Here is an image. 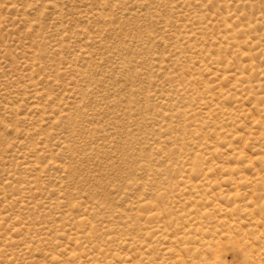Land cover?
<instances>
[{
    "label": "rangeland",
    "instance_id": "374dc122",
    "mask_svg": "<svg viewBox=\"0 0 264 264\" xmlns=\"http://www.w3.org/2000/svg\"><path fill=\"white\" fill-rule=\"evenodd\" d=\"M226 24L236 32L219 45ZM191 28L199 33L187 39ZM218 62L225 72L213 73ZM246 66L252 85L240 86ZM219 104L237 111L227 127L240 138L217 155ZM251 114L264 116V0H0V264H174L175 249L153 231L155 207L137 215L134 203L159 192V220L182 231L199 198L183 178L193 163L196 182L212 187L198 207L209 206L213 218L222 216L216 202H248L250 190L235 197L229 184L239 171L252 181L264 171L260 161L251 169L233 155L244 148L260 157L264 136ZM222 163L240 168L228 174ZM135 228L150 234L140 238ZM139 238L144 251L123 244ZM227 258L241 264L238 255Z\"/></svg>",
    "mask_w": 264,
    "mask_h": 264
},
{
    "label": "bare ground",
    "instance_id": "6f19581e",
    "mask_svg": "<svg viewBox=\"0 0 264 264\" xmlns=\"http://www.w3.org/2000/svg\"><path fill=\"white\" fill-rule=\"evenodd\" d=\"M194 1V0H193ZM196 1V5H197V0ZM200 3H198L199 5ZM203 6V5H202ZM205 6V5H204ZM57 7V6H56ZM210 9V8H209ZM211 10V9H210ZM200 15V14H198ZM206 15V13H205ZM228 16V15H227ZM226 16V17H227ZM197 17V16H196ZM208 18V17H207ZM231 18V17H230ZM229 18V19H230ZM254 19V18H253ZM206 20V18H205ZM227 19L224 18V21H226ZM197 21V19H196ZM232 21V20H231ZM239 21V20H238ZM199 22V21H198ZM198 24V23H197ZM196 24V25H197ZM200 24V23H199ZM232 24V23H231ZM246 26L248 27L247 23H245ZM190 25V24H189ZM191 25H194L193 23ZM190 25V26H191ZM227 26V30L230 31H226L225 34H222L221 36H219L218 40V44H230V39L228 34L229 33H235L236 31L233 29H231L230 24H226ZM180 26V25H179ZM232 26V25H231ZM234 26V25H233ZM240 26V25H239ZM242 26V25H241ZM185 28L187 26H184ZM194 27V26H193ZM255 27V26H254ZM179 28V27H178ZM196 28V27H194ZM207 28V27H205ZM187 29V28H186ZM190 29V28H189ZM192 30V28H191ZM205 30V29H204ZM249 30V29H248ZM190 31V30H188ZM197 29L192 30L188 33H186V38H192L193 35L197 34ZM209 31V30H208ZM252 31V30H251ZM240 32V31H239ZM174 33V32H173ZM199 33V31H198ZM205 33V32H204ZM219 34V33H218ZM241 34V33H240ZM183 35V34H182ZM181 35V36H182ZM198 35V34H197ZM209 35V34H208ZM212 35V34H211ZM242 37H243V33H242ZM212 38V37H211ZM216 38V37H215ZM214 38V39H215ZM178 39V38H177ZM213 39V38H212ZM248 39V38H247ZM205 40V38H204ZM211 40V39H210ZM188 41V40H187ZM186 41V43H187ZM191 39H190V46H191ZM198 41V40H196ZM239 41V40H238ZM237 41V43H238ZM195 42V41H194ZM214 42V41H213ZM212 42V43H213ZM216 42V41H215ZM232 42V41H231ZM201 43V42H200ZM240 43V42H239ZM208 44V43H207ZM215 44V43H214ZM213 44V46H214ZM236 45V44H235ZM239 45V44H238ZM197 47V46H195ZM208 47V46H207ZM240 47V46H238ZM194 48V47H193ZM220 48V47H219ZM218 48V49H219ZM231 48V47H228ZM200 49V48H199ZM202 49V47H201ZM209 49V48H208ZM221 49V48H220ZM236 49V48H235ZM206 50V49H205ZM203 50V51H205ZM210 50V49H209ZM208 50V51H209ZM225 51V50H224ZM221 50V52H224ZM216 52V51H215ZM219 52V50H218ZM242 52H244V50H242ZM211 53V52H210ZM248 53V52H246ZM201 54V53H200ZM203 54V53H202ZM249 54V53H248ZM181 55V54H180ZM205 54H203L204 56ZM251 55V54H250ZM185 56V55H184ZM207 56V54H206ZM213 56V55H211ZM236 56V55H235ZM205 57V56H204ZM203 57V58H204ZM209 57V56H208ZM251 57V56H250ZM182 58V57H181ZM188 58V57H187ZM192 58V57H191ZM202 58V55H201ZM249 58V57H248ZM258 58V57H257ZM208 58L206 57V60ZM221 59V58H220ZM189 60V59H188ZM209 60V59H208ZM217 61V59H215ZM227 60V59H226ZM200 61V60H199ZM202 61V60H201ZM205 61V59H204ZM222 61V60H221ZM198 62V61H197ZM211 62V61H210ZM215 62V61H214ZM224 62V61H223ZM251 63L253 62V58L250 61ZM204 63V62H203ZM206 63V62H205ZM204 63V68L205 69H209L210 66L205 65ZM249 63V64H251ZM210 64V63H208ZM193 65V64H192ZM217 67L214 69L213 73L215 72L216 69H219L222 72H225L226 69H224L221 65V63H216ZM183 66V65H182ZM203 66V65H200ZM199 66V67H200ZM251 67V65L249 66ZM199 69V68H198ZM246 68H243V71L239 73V78L237 79L240 82V86L241 83H245V84H251L252 82L248 80V76L246 75ZM195 70V69H194ZM232 70V69H231ZM248 70V69H247ZM212 71V70H210ZM249 71V70H248ZM209 72V71H208ZM217 72V71H216ZM190 73V72H189ZM192 73V72H191ZM194 73L193 72V77H194ZM212 73V72H211ZM227 73V72H226ZM251 73V72H250ZM207 74V73H206ZM217 74V73H216ZM180 75V74H179ZM190 75V74H189ZM235 75V74H234ZM250 76V74H248ZM219 76V75H218ZM190 77V76H188ZM192 77V78H193ZM233 77V75H232ZM218 78V77H217ZM221 78V76L219 77ZM228 78V77H227ZM237 78V77H236ZM183 79V78H182ZM194 80V78H193ZM236 80V81H237ZM178 81V80H177ZM181 82V80H180ZM201 82V81H200ZM208 82V81H206ZM206 82L204 84H206ZM216 82V81H215ZM221 82V80H220ZM230 82V81H229ZM209 83V82H208ZM222 83V82H221ZM218 87L219 86V81L216 84ZM222 85V84H221ZM252 85V84H251ZM250 85V86H251ZM181 87V86H180ZM185 87V86H184ZM183 87V88H184ZM197 87V86H196ZM205 91L208 94H212L213 93V87H211L210 84H206L205 85ZM215 87V88H216ZM237 87V86H236ZM245 87V86H244ZM188 89V88H187ZM216 89H219L220 92L223 90V87H218ZM246 89V88H245ZM234 90L239 91V88H235ZM243 90V89H242ZM180 92V90H178ZM190 91V90H189ZM193 91V90H192ZM235 91V93H236ZM241 91V90H240ZM196 92V91H194ZM202 92V90H201ZM217 92V91H216ZM224 92V91H223ZM192 93V92H191ZM241 93V92H240ZM247 93V92H246ZM76 94V93H75ZM185 94V92H184ZM195 94V93H194ZM200 94V92L198 93ZM213 95V94H212ZM211 95V96H212ZM198 96V95H197ZM201 96V95H200ZM205 96V94H204ZM215 96V95H214ZM230 95H227V93H221V99L225 100L228 99ZM192 97H193V93H192ZM196 97V96H195ZM208 97V96H207ZM233 97V96H232ZM216 97H214L215 99ZM219 98V97H218ZM157 99V98H155ZM203 99V98H202ZM242 99V98H241ZM253 99V98H252ZM198 100V99H197ZM207 100V99H206ZM212 100V98H211ZM165 101V99L163 100ZM169 101V100H168ZM188 101V100H187ZM229 101V100H228ZM239 101V100H238ZM186 102V101H185ZM208 101H205V104ZM211 102V101H210ZM38 103V101H37ZM173 103V102H172ZM218 103V102H217ZM220 103V102H219ZM233 103V102H232ZM232 103L229 104L232 105ZM242 104V102H240ZM171 104V102H170ZM179 104V103H178ZM186 104V103H185ZM205 104H203L205 106ZM215 104V103H214ZM182 105V104H181ZM196 105V104H195ZM212 105V104H211ZM240 105V104H239ZM38 106V105H37ZM198 106V105H197ZM201 106V105H200ZM209 106V105H208ZM217 109L215 111H218L222 116H223V121H221L218 125H215L217 127H213L214 130V134L217 133V142L215 141L214 145H211V149H213V154H217L219 152V150L221 149V145L223 144L225 147H232V142L237 139L240 135H238L237 132H240L237 130V132L233 133L232 131H230L228 129L227 126H229L232 121H233V117L236 115L237 111H234L235 109H231V111L227 108H223L220 104L217 105ZM44 107V106H43ZM162 107V105H161ZM183 107V106H181ZM199 107V106H198ZM197 107V108H198ZM206 107V106H205ZM237 107V106H236ZM235 107V108H236ZM173 107H171L172 109ZM185 108V107H184ZM194 108V107H193ZM191 108V110L193 109ZM239 109V107H237ZM42 109V108H41ZM195 109V108H194ZM46 110V109H45ZM48 110V109H47ZM169 110V109H168ZM184 111V109H181ZM190 110V112H192ZM206 110V109H204ZM209 110V109H207ZM214 111V110H213ZM174 112V111H173ZM185 112V111H184ZM189 111L188 113L191 114ZM195 112V111H194ZM199 112V110H198ZM250 112V111H249ZM263 112V111H262ZM172 113V110L171 112ZM181 113V112H180ZM186 113V112H185ZM193 114V113H192ZM197 114V113H196ZM195 114V115H196ZM205 117L204 118H211L212 114L210 111H206L205 113ZM218 114V113H217ZM239 114V113H238ZM55 116V115H54ZM218 115H216L217 117ZM251 116L253 117V121L254 124L260 126L261 129V134L264 136V116L260 115V116H253L251 114ZM190 117V115L188 116V118ZM197 117V116H196ZM244 118V117H243ZM17 119V118H16ZM54 119V118H53ZM202 119V118H201ZM221 119V120H222ZM48 120V119H47ZM190 120V119H189ZM198 120V118H197ZM208 120V119H207ZM218 120V119H217ZM43 121V120H42ZM45 121V120H44ZM55 121V120H54ZM211 121V120H210ZM18 122V121H17ZM47 122V121H46ZM193 122H196V120ZM213 122V121H212ZM238 122V121H237ZM192 123V121L190 122ZM37 124V123H36ZM50 124H52L50 122ZM189 124V123H188ZM195 124V123H194ZM201 124V123H200ZM185 125V124H184ZM197 125H199V122L197 123ZM206 125V122H203L200 126L203 127ZM234 126V124H233ZM257 126V127H258ZM48 127V126H47ZM190 128V126H188ZM197 127V126H196ZM181 128V127H180ZM195 128V127H194ZM231 128V127H230ZM233 128V127H232ZM235 129V128H234ZM193 130V128H192ZM196 130V129H195ZM250 130V128H249ZM256 130V129H255ZM220 131V132H219ZM234 131V130H233ZM193 133V132H192ZM242 133V131H241ZM205 134V133H204ZM240 134V133H239ZM203 135V134H202ZM213 135V134H212ZM215 135V137H216ZM244 135V133H243ZM261 135V136H262ZM245 136V135H244ZM248 136V135H247ZM246 137V136H245ZM242 139L244 141V143H246L248 138ZM240 138V137H239ZM179 139V138H177ZM264 139V137H263ZM262 139V140H263ZM196 140V138H195ZM206 140V139H205ZM229 140V141H228ZM237 141V140H236ZM159 142V141H158ZM161 142V141H160ZM165 142V141H164ZM193 145H198V142L196 141H192ZM205 143V142H204ZM212 143V142H209ZM251 143V142H250ZM260 143V142H258ZM156 144V143H154ZM161 145V143H160ZM158 144V146H160ZM184 145V144H182ZM153 146V145H152ZM260 147H258V149L260 151H258L259 154V158L255 159L253 157H250L248 155H246V153L243 151V149H234L233 150V155H235V160L237 159L240 162L242 161V165H244L245 167L251 168V169H255V166L257 164V161H260L261 163L264 164V140L263 142H261L259 144ZM201 148L203 147L200 146ZM210 147V146H209ZM237 147V146H236ZM167 148V147H166ZM199 148V147H198ZM157 151V149H156ZM257 152V151H256ZM210 153V154H212ZM248 153V152H247ZM174 154V153H173ZM181 154V153H180ZM192 154V153H191ZM161 155V154H160ZM218 155V154H217ZM221 155V154H220ZM164 156V155H163ZM169 156V155H168ZM214 156V155H213ZM196 157V156H195ZM220 157V156H219ZM159 158V157H158ZM194 159V157H192V160ZM228 159V157H227ZM199 160V159H198ZM234 160V159H233ZM192 162V161H191ZM227 162V160H226ZM151 163V162H150ZM189 163V161H188ZM198 163V162H197ZM149 164V162H148ZM163 164V163H162ZM223 164V163H222ZM58 165V164H57ZM151 165V164H150ZM150 165H148V167H150ZM178 167V166H177ZM191 167V166H190ZM237 167H239V165L234 164V166L232 167L230 164L228 165H221L220 169L221 171H226L228 172V170H236ZM152 168V167H150ZM240 168V167H239ZM27 169V167H26ZM149 169V168H148ZM197 169V165L196 163H193V168L192 169H186L190 170L187 176H184V180L186 182V189L190 188L191 190L197 192L199 194V198L198 201L197 199H195L193 201V204L191 205L193 207V210L190 211L185 218V221L188 222V225L186 227L183 228L182 231L180 232H174L171 233V231L169 230L167 224L166 225H162L163 222L159 220L160 217H158L163 211L164 208L159 204L160 202H158L159 200V192H152L149 194L148 198L146 199H141L142 197H140L141 200H138L137 202L134 203V209L133 211H138L136 214L139 215V209H141L142 207L145 206H152L155 207L154 211L155 213L151 214V218L158 221V224L156 226V228L153 230L155 234H157V237L160 240H163L166 242L167 245H169V247H171V249H175L176 253L175 254V263L174 264H195V256H198L200 258V260H202L203 262H205L206 264H234L232 263L231 259L228 260L227 256L229 254V252L233 253V255H238L241 257V264H264V223H263V219L262 217L259 215V212L261 213L262 211H264L262 208L264 207V195H262V191L264 193V171H258L255 176H256V180L252 181V179L250 180V178L246 177L245 175L243 176L241 173L245 172L239 171L237 172L239 175V178L234 179L233 182H230L229 185H232V190L230 191L229 194H234L235 197H242V193L241 190H250V194L251 196L248 199V202L243 199L240 202H238L237 200H234L230 205H223L221 203H217L214 204L213 208L217 209L222 216H214L212 215V211H210L208 209V207H198V204L200 203H209L210 200L207 196L208 193H210V191L208 193H205L207 191L208 187H211L210 182L208 183H204V182H196L195 178H194V173L196 172ZM54 170V169H53ZM240 170V169H238ZM184 171V170H183ZM182 171V172H183ZM252 171V170H251ZM181 172V173H182ZM188 172V171H187ZM232 172V171H231ZM236 172V171H235ZM180 173V174H181ZM229 174V172H228ZM252 174V173H251ZM248 176V175H247ZM252 176V175H251ZM181 177V176H180ZM196 177V176H195ZM208 177V176H207ZM183 178L181 180H183ZM197 178V177H196ZM199 178V177H198ZM197 178V180H198ZM216 179V178H215ZM221 179H224V176L221 177ZM204 180V179H203ZM209 180V179H207ZM155 181V180H154ZM201 181V180H200ZM226 181V180H225ZM261 182V183H260ZM171 183V182H170ZM226 184V182H224ZM260 183V184H259ZM220 184V183H219ZM219 186V185H217ZM216 186V188L218 189V187ZM259 186L262 187L259 188ZM184 187V188H185ZM212 188V187H211ZM183 189V188H182ZM187 192V191H186ZM191 191H189L190 193ZM196 193V195H197ZM221 194V193H219ZM218 194V195H219ZM213 195V194H212ZM193 196V195H191ZM226 195H224L225 197ZM210 197V195H209ZM216 198V197H215ZM189 199V198H188ZM211 199L212 196H211ZM221 199V198H220ZM217 200V199H216ZM213 201V200H212ZM227 201V200H226ZM213 204V202H211ZM190 206V205H189ZM205 206V204L203 205ZM207 206V205H206ZM212 206V205H211ZM183 207V206H182ZM166 209V208H165ZM186 209V207H185ZM184 209V210H185ZM190 209V207H189ZM142 212V211H141ZM168 212V211H167ZM241 213V214H240ZM148 216V215H147ZM161 216V215H160ZM167 216V215H166ZM117 217V216H116ZM163 217V216H162ZM183 217V216H182ZM181 217V218H182ZM217 217V218H215ZM167 219H170V215L167 216ZM213 219V221H211ZM115 220V218H114ZM117 221V220H116ZM140 221V220H139ZM245 222V223H244ZM248 222V223H247ZM186 224V223H185ZM144 226V225H143ZM182 229V227H181ZM152 230V229H151ZM179 230V229H178ZM133 232V230H131ZM152 232V231H151ZM49 232L46 233V238L49 237L48 235ZM136 236H139L140 238H144L147 237L150 233L149 230H146L144 228H135L134 232L131 234H134ZM132 237V236H131ZM80 238V237H79ZM134 238V237H133ZM137 238V237H136ZM139 238V239H140ZM9 239V238H8ZM75 239V238H74ZM122 239V238H121ZM138 239V240H139ZM145 239V238H144ZM44 240V241H45ZM76 240V239H75ZM132 241V243H139V245H137V249L144 251V247L142 246L141 239L140 241H134V240H130V239H124L123 240V244H126ZM121 245V244H120ZM28 247V246H27ZM136 250V249H135ZM100 251V250H99ZM140 253V252H139ZM99 254H101V252H99ZM105 254V252H104ZM98 255V254H97ZM150 256V255H149ZM148 257V256H147ZM152 257V256H151ZM153 258V257H152ZM156 258V257H155ZM155 258L154 261H155ZM147 260L151 261L150 258H146ZM152 259V260H153ZM191 259H193L191 261ZM96 259H94L95 262ZM138 261V260H137ZM93 262V263H94ZM158 262V261H157ZM202 262V263H203ZM156 263V262H154ZM98 264V263H97ZM119 264H136V262H134L133 260H129L127 258L125 259H121L119 260ZM159 264V263H158ZM198 264V261L197 263Z\"/></svg>",
    "mask_w": 264,
    "mask_h": 264
}]
</instances>
